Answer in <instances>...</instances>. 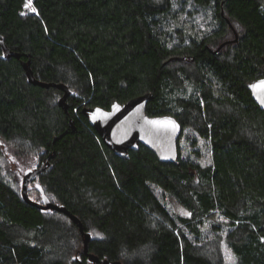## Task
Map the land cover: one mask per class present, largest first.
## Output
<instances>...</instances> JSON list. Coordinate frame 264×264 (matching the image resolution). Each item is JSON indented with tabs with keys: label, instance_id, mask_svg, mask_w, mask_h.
Instances as JSON below:
<instances>
[{
	"label": "trees",
	"instance_id": "trees-1",
	"mask_svg": "<svg viewBox=\"0 0 264 264\" xmlns=\"http://www.w3.org/2000/svg\"><path fill=\"white\" fill-rule=\"evenodd\" d=\"M27 2L0 0V33L21 55L0 45V156L13 141L39 165L55 151L30 185L79 217L100 259L227 264L225 241L236 264H264V110L248 88L264 77V0ZM29 60L38 80L69 87L68 111L62 89L29 81ZM145 93L149 115L182 125L179 163L145 145L118 156L83 114ZM16 261L100 264L78 224L0 172V264Z\"/></svg>",
	"mask_w": 264,
	"mask_h": 264
},
{
	"label": "water",
	"instance_id": "water-1",
	"mask_svg": "<svg viewBox=\"0 0 264 264\" xmlns=\"http://www.w3.org/2000/svg\"><path fill=\"white\" fill-rule=\"evenodd\" d=\"M237 39V38H236ZM0 45L3 47L6 57H17L21 55L9 49L5 42V37L0 33ZM224 44L220 45L214 53H217ZM29 81L41 85L43 87L55 86L62 89L65 94L60 99V106L68 111L69 106L67 98L71 94L69 87L62 83L44 82L38 80L31 68V60L22 62ZM264 80L260 77L248 83V88L252 93V97L258 105L264 110V105L261 104L260 99H264V93L260 89H253L252 85L258 84L259 81ZM154 95L152 93H145L134 97L124 103L118 101L114 102L109 109L100 106L84 107L83 114L87 117L89 123L96 129L105 144L110 147L115 154L123 158L130 157V150H138L141 145L150 148L162 162L179 163V137L182 132V125L179 120L171 114L151 116L147 113V105ZM174 122L176 127L167 123ZM70 126L75 127L74 121L71 119ZM75 130V128H74ZM57 140V137L54 141ZM55 151H52L42 163L34 168L28 169L22 182V195L26 202L37 206L44 210H56L67 214L78 226L84 236V249L88 253L90 261L100 264H124L120 260L100 259L94 253H89L88 246L91 239L90 233L84 231L83 223L73 212H71L65 205H59L52 202L49 198L44 197L43 202L33 200L29 195V185L34 181L38 175L43 172L52 157L55 156Z\"/></svg>",
	"mask_w": 264,
	"mask_h": 264
},
{
	"label": "rangeland",
	"instance_id": "rangeland-1",
	"mask_svg": "<svg viewBox=\"0 0 264 264\" xmlns=\"http://www.w3.org/2000/svg\"><path fill=\"white\" fill-rule=\"evenodd\" d=\"M27 9L32 8V0H28ZM4 152L0 156V172L4 178L16 186L19 190L23 182V176L28 169H34L39 165V154L36 150L23 146L20 141L4 143ZM31 198L38 202H43L44 194L39 190L37 182L30 185ZM171 207L177 213L186 215V209L176 200L171 199ZM222 258L227 264H236V257L224 241L220 247ZM13 264H22L18 261Z\"/></svg>",
	"mask_w": 264,
	"mask_h": 264
},
{
	"label": "snow or ice",
	"instance_id": "snow-or-ice-1",
	"mask_svg": "<svg viewBox=\"0 0 264 264\" xmlns=\"http://www.w3.org/2000/svg\"><path fill=\"white\" fill-rule=\"evenodd\" d=\"M26 7H30V5H26ZM31 11L35 12L36 9L31 8ZM252 87L253 89H260L261 92L264 93V80L259 81L258 84L256 85H252ZM258 99H260L261 104L264 105V99H261L259 96H258ZM167 123L172 124L173 127H176V125L172 121H168ZM97 235L99 234L97 233Z\"/></svg>",
	"mask_w": 264,
	"mask_h": 264
}]
</instances>
